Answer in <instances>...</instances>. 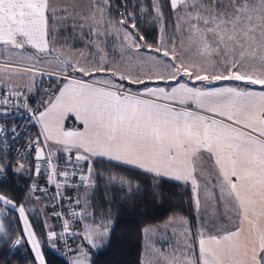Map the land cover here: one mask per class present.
<instances>
[{
	"label": "snow or ice",
	"instance_id": "1",
	"mask_svg": "<svg viewBox=\"0 0 264 264\" xmlns=\"http://www.w3.org/2000/svg\"><path fill=\"white\" fill-rule=\"evenodd\" d=\"M170 4L175 14L171 34L157 0H153L161 37L159 44L151 45L141 43L144 36L135 31L134 20L129 22L125 18L126 10L113 23L106 15L109 0H93L89 32L96 35L97 41L114 35L121 42V60L108 62L101 55L99 62L90 64L85 60L82 64L83 53L73 62L67 57L61 59L63 54L49 45L50 20L54 30L57 11L66 17L67 7H53L51 0H0V52L10 59L0 64V84L20 73L45 74L36 63L56 52L62 71L47 74L67 82L35 115L44 137L43 146L39 139L33 141L36 159L44 158V149L51 142L61 145L63 151L76 149L77 162L107 157L156 176L190 181L198 211L200 182L195 172L197 165L205 171L207 164L214 169L215 178L209 171L205 199L211 197L218 205L223 204L225 213L233 212L235 226H221L208 234L201 228L197 231L198 257L190 258L193 245L186 243L188 256L161 253L165 264H264V0H170ZM83 19L87 22L89 18ZM80 27L83 29L84 24ZM26 46L35 52L25 56L13 51ZM96 46L98 53L104 52L99 43ZM142 48L157 55L142 57ZM140 66H150L149 72L133 74ZM69 70L93 80L69 78ZM98 73L110 78H96ZM180 77L203 82L206 87H189ZM154 79L176 83L170 89L145 87L142 94L125 91L123 85L116 83L119 80L140 85ZM11 87L8 94L22 95L11 91ZM7 103V98L0 99V104ZM193 106L199 111L190 110ZM68 113L82 122L83 131L64 129ZM55 151L49 150V167ZM39 169L37 164V174ZM88 171L92 169L89 167ZM55 175L52 168L50 182ZM80 179L88 177L81 175ZM215 188L220 190L219 197L215 196ZM0 202L18 207L20 217H25L22 205L16 206L3 194ZM181 222L186 223L182 218ZM4 231L0 223V233ZM28 234L33 238L31 232ZM94 235L102 233L90 230L86 237L89 243L94 244ZM191 240L189 231L186 241ZM16 243H20L19 239ZM33 249L36 259L43 264L34 239ZM75 264L85 261L77 260Z\"/></svg>",
	"mask_w": 264,
	"mask_h": 264
},
{
	"label": "trees",
	"instance_id": "2",
	"mask_svg": "<svg viewBox=\"0 0 264 264\" xmlns=\"http://www.w3.org/2000/svg\"><path fill=\"white\" fill-rule=\"evenodd\" d=\"M157 2L163 13L167 32L171 34L175 24V14L170 0H157ZM125 10L127 12L125 18L129 22L134 20L135 31L144 36L142 44L157 45L160 43L161 23L153 9V0H109L106 15L110 16L113 23H116L121 19V13H125ZM85 16L91 18L86 12L84 15L74 16L72 14L65 17L61 11H57L54 30L51 27L53 21L50 20L49 40H54V44L67 51H80L88 56L90 54L89 57L92 59L97 53L96 43L99 41L95 34H90L89 24L92 21L85 22L83 19ZM82 23L84 24L83 29L80 27ZM129 30L133 31L130 26ZM100 40H102L104 52L109 56H114L111 59L119 58L120 41L116 40L114 35H108L106 39L101 37ZM27 48L35 51L31 47ZM146 51L149 50L146 49ZM51 54L57 55L56 52ZM63 58L61 56V59ZM94 61H99L98 56ZM67 73L76 74L70 70ZM37 82L38 86L41 82V75ZM65 82L63 78L58 79L57 76L54 78L48 86L52 92L45 91L38 111H42L47 106L49 98L57 94ZM119 82L125 83L124 90L130 89L134 92H140L148 86L172 87L175 85V82L169 84L151 81L129 88L130 84L127 81ZM199 87L203 88L206 85L202 84ZM34 101L33 96L27 99L29 106L34 104ZM15 110L16 108L7 112V115L0 114V119L10 120ZM66 127H81V124L74 118H69ZM1 159L0 157V162H2ZM87 164L92 169L91 178L90 184L88 183L89 187L87 185L79 194L80 213L77 229L83 221L108 229V235L101 241L100 247L96 250L90 249L91 264H146L145 258L149 247L145 230L156 227L161 228V232L163 225L167 222L181 218L187 221L192 235L191 242L194 250L191 257L193 259L198 257L197 231L200 230V216L193 200L191 184L158 178L142 170L103 158H94ZM14 166L16 164L12 161L9 166L11 168L8 169V178L0 182V194L11 199L16 206L22 205L26 210L42 248L45 264H70V258L59 255L55 237L50 238L48 221L52 219L42 196L36 189L41 183V178L25 173L23 170L13 172ZM0 208L5 207L0 203ZM6 208L8 211L0 217V223L4 225L3 233L8 238L0 236V264H39L27 239L18 210L11 207ZM17 239L20 241L19 244L16 243ZM79 239L78 236L74 237L75 246ZM75 250L76 248L74 252Z\"/></svg>",
	"mask_w": 264,
	"mask_h": 264
},
{
	"label": "built area",
	"instance_id": "3",
	"mask_svg": "<svg viewBox=\"0 0 264 264\" xmlns=\"http://www.w3.org/2000/svg\"><path fill=\"white\" fill-rule=\"evenodd\" d=\"M0 60V64H1ZM39 68V67H37ZM43 69V68H40ZM40 88L35 94L34 104L28 108L15 110L10 120L0 119V182L5 181L8 176L10 163L16 164L12 168L13 172L21 169L28 174H34L41 178V183L36 189L43 198L45 206L49 210V216L55 224L54 237L58 244V253L62 257L71 258L74 253V237L78 226L80 213V192L88 185L91 172L86 161L77 162L76 153H71L63 157L51 155L52 167H49L48 158L50 147L44 149V158L36 159L33 141L39 139L43 146L44 137L41 135L40 124L35 119L38 115V106L41 103L45 91L52 92L48 87L53 82L56 75H48V72H57L50 69H43ZM49 88V89H48ZM31 109V111H29ZM7 115V113H5ZM4 114V115H5ZM40 165L39 174L36 166ZM52 168H55L56 175L49 181L52 175ZM67 172L65 177L61 173ZM81 175L88 177L82 181ZM59 184V188L57 187ZM0 208V217L6 214L8 209ZM12 208V207H11ZM67 224V227L65 225Z\"/></svg>",
	"mask_w": 264,
	"mask_h": 264
},
{
	"label": "rangeland",
	"instance_id": "4",
	"mask_svg": "<svg viewBox=\"0 0 264 264\" xmlns=\"http://www.w3.org/2000/svg\"><path fill=\"white\" fill-rule=\"evenodd\" d=\"M225 2H227V0H225ZM52 6L56 7L58 9H62L64 7H67L68 9V15H72L75 13H79V14H83L86 12L87 16L91 17L92 12L94 11V8L92 6L93 0H51ZM73 9L75 11H73ZM88 21H91V18L88 19ZM177 41L179 42V37H177ZM55 41L54 40H49V45L50 48H55L58 50V52L62 53L63 57H67L71 60H73V62L81 57V52L80 51H67L66 49H63L62 47L54 44ZM99 46L102 48V40H100L99 42ZM121 43V42H120ZM27 47L30 46H26V48L24 50H13L16 53H20L22 52L23 55L27 56L28 54L34 53L35 51L28 49ZM141 52V56L142 57H146V56H151V55H157L154 52L151 51H146V49L142 48L140 50ZM2 53V52H1ZM4 54V57L0 58L1 60V64H4L6 62H10L9 56L6 53H2ZM104 55L106 56V59L108 62H112V61H120L121 60V54H119V58L117 59H111L114 56H109L106 52L103 53H96L95 57L98 56V60H100V56ZM84 59H81L80 62L83 64L85 63V60H88V62L91 63H95L96 61L92 60L88 55H85L83 53ZM17 57H13L12 59H16ZM159 59H165L162 56H158ZM99 62V61H98ZM32 63H36L35 61H32ZM39 68H43V69H55L53 71L59 70L62 68L58 65L56 58L54 57H44L43 61L41 63H36V67ZM150 70V66L148 67H144V66H140L139 68H137L133 74H136V72H142V73H147ZM77 75L81 76V74L76 73ZM5 75H7V73H5ZM37 75V74H36ZM34 77L32 73H20L18 75H13L11 77L10 80H4L2 84H0V99H4L7 98L8 103L7 104H0V114H5L9 111H11L12 109L16 108V110H21V109H25L28 108L29 105L27 103V99L29 96H35V94L37 93L38 89L41 87L40 84L38 86H36L35 88H31V84L34 80ZM42 77V75H41ZM89 79H93V77H86ZM96 78L99 79H106V78H110L105 76V74L102 73H98L96 75ZM154 82H165V83H169L170 82H174V81H162V80H152ZM180 81L187 83L191 86H201L203 84V82H193V81H189L187 80V78L185 77H180ZM151 82V81H150ZM117 84L120 85H125V83L123 82H119L116 80ZM176 83V82H175ZM196 83V84H195ZM236 84H241V82H234ZM194 84V85H192ZM11 87V91H17L22 93L21 96L17 97V96H12L9 93V86ZM137 84H130L129 88H134ZM141 85V84H140ZM143 86V85H142ZM174 86V85H173ZM151 87V86H148ZM166 87V86H163ZM168 89H170V87H167ZM145 89V88H144ZM143 89V90H144ZM141 91V90H140ZM25 104H27V107H25ZM50 149H55L54 147L52 148L51 146H49ZM56 151L53 153V155H55L56 157H60V156H66L69 155L71 153H69L70 151H63L62 147L60 148H56ZM64 155H61L63 154ZM18 170H22L21 167ZM91 178V177H90ZM208 181V179L206 181L202 182L201 185V180H200V186H204L205 183ZM90 184V183H89ZM89 187V185L87 186ZM4 207L5 206H9V205H4L2 202H0ZM12 207V206H10ZM18 210V207H12ZM19 212V210H18ZM22 222H23V226H24V230L27 236V239L33 249V239L35 241V243H37L39 245V251L41 253V256L43 258V264H45V258L44 255L42 253V248L40 246V243L34 233V230L31 226V223L29 221V217L27 215V212L25 210V217L21 218ZM25 219L27 220V227L25 225ZM52 221V220H51ZM48 221V226L50 229V234H54V222L52 221ZM183 221H186L185 219H183ZM55 228V227H54ZM154 228H150L148 230H153ZM90 230H99L102 235H94L93 236V243H89V240L86 238L89 231ZM165 232L161 233L159 235L156 234H149L148 235V239L147 241V245L149 247L148 253L146 255L145 258V262L146 264H165L163 256L161 255V253H163V255L166 256H172L173 254L177 255V256H188V250L186 249V243H192L191 241H186V236L189 232L188 229V224L187 221L186 223H182L181 219H175V220H171L169 222L166 223L165 227H164ZM29 232H31L33 234V238L29 237ZM157 233V232H156ZM6 234L4 233H0V236H5ZM108 235V229L104 228L102 226H95V225H91L89 223H87L86 221H83L81 226L76 229V233L75 236H78L79 242L77 244V246H75L76 250L75 252L71 255L70 260V264H75V262L77 260H84L85 264H91V254H90V249L96 250L100 247L101 245V241ZM52 238L54 237V235L51 236ZM5 238H8V236ZM193 245V244H192ZM194 247H192L191 253L193 252ZM34 251V249H33ZM83 252V255H82ZM35 253V251H34ZM36 256V255H35ZM192 258V257H190ZM38 261V260H37ZM40 264V261H38Z\"/></svg>",
	"mask_w": 264,
	"mask_h": 264
},
{
	"label": "crops",
	"instance_id": "5",
	"mask_svg": "<svg viewBox=\"0 0 264 264\" xmlns=\"http://www.w3.org/2000/svg\"><path fill=\"white\" fill-rule=\"evenodd\" d=\"M78 15H82V14H74V16H78ZM4 57V54H2L0 52V58ZM39 67V66H38ZM52 70V69H51ZM55 70V69H53ZM57 72H60L62 71L61 69L59 70H56ZM75 74V73H74ZM66 75L69 76V78H72V77H77V78H82L84 79L85 81H92L93 79H89V78H86V77H81L77 74L75 75H70L68 73H66ZM40 79V75L37 74L35 75L34 77V80L31 84V88H35L38 84V80ZM67 82V81H66ZM65 82V83H66ZM175 86V85H174ZM189 87H199V86H191L188 84ZM151 87H157V86H151ZM159 87H163V86H159ZM166 89H168L167 87H165ZM257 91H259L260 89L257 87L256 89ZM126 91V90H125ZM134 94H142L143 90L140 91V92H134L132 91ZM175 106V105H174ZM184 107H188L187 105H185ZM45 108V107H44ZM44 110V109H43ZM42 110V111H43ZM190 110H196V111H199L198 109H195L194 106L190 109ZM203 114V113H202ZM69 118H74L76 120V122L80 123L81 124V127H74V128H67L66 127V123L68 121ZM41 127V126H40ZM63 127L65 130L67 131H83L84 130V126L82 124L81 121L77 120L76 119V116L73 114V113H68L63 121ZM49 146H51L52 148L54 147L55 149L56 148H60L62 147L61 145H56V144H53L51 142H49ZM69 153H76L77 154V150L76 149H71ZM61 155H64L61 154ZM205 156H207V153L204 154ZM94 158H103V159H107V160H110L109 158L107 157H100V156H95V157H92V159ZM110 161H113V162H116V163H120V164H123V165H126V166H130V167H133V168H136V169H139V170H142L146 173H149L153 176H156L154 173H150V172H147L145 171L144 169H141V168H138L134 165H128V164H124L122 162H119V161H115V160H110ZM86 162H89V161H86ZM204 168L206 169L205 171H201L200 170V166L197 165V171L195 172V176L197 178V180L200 182L201 180V185H202V182L203 181H206L207 179H209V171H212V176H213V180L215 178V171L214 169H210L209 166L207 164L204 165ZM158 178H164V179H169V180H173V181H177V182H180V183H189L191 184L190 181L188 182H184V181H178V180H175L171 177H167V176H156ZM209 187L211 188V185H209ZM214 193H215V196L216 197H219V188H215L214 190ZM204 192H205V185L204 186H200V198H201V206H200V209H199V216H200V229L203 228V230H205L206 234L208 233H215L217 228L223 226L224 228L226 229H231L235 226V217H234V213L233 212H228V213H225V209H224V206L223 204H217V201L213 198H209V199H205V195H204ZM231 217V218H230ZM165 227V225H163ZM150 229V228H148ZM146 231V237L148 239V235L149 234H156V235H159L161 233H164L165 230L164 228H162V231L160 232V229L161 228H156L153 229V230H148ZM157 232V233H156Z\"/></svg>",
	"mask_w": 264,
	"mask_h": 264
},
{
	"label": "water",
	"instance_id": "6",
	"mask_svg": "<svg viewBox=\"0 0 264 264\" xmlns=\"http://www.w3.org/2000/svg\"><path fill=\"white\" fill-rule=\"evenodd\" d=\"M50 57H55L56 58V55L51 54Z\"/></svg>",
	"mask_w": 264,
	"mask_h": 264
}]
</instances>
